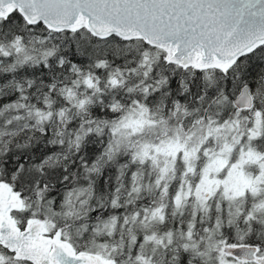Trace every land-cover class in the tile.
I'll list each match as a JSON object with an SVG mask.
<instances>
[{
  "label": "snow or ice",
  "instance_id": "snow-or-ice-1",
  "mask_svg": "<svg viewBox=\"0 0 264 264\" xmlns=\"http://www.w3.org/2000/svg\"><path fill=\"white\" fill-rule=\"evenodd\" d=\"M0 264H264V0H0Z\"/></svg>",
  "mask_w": 264,
  "mask_h": 264
}]
</instances>
